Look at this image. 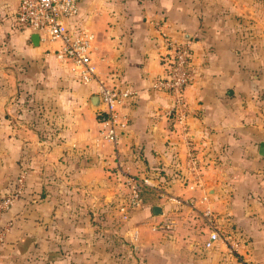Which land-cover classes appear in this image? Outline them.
I'll use <instances>...</instances> for the list:
<instances>
[{"label":"crops","instance_id":"0c3cea01","mask_svg":"<svg viewBox=\"0 0 264 264\" xmlns=\"http://www.w3.org/2000/svg\"><path fill=\"white\" fill-rule=\"evenodd\" d=\"M18 3L0 0V198L19 189L22 173L24 183L0 215V264H131V243L134 264H244L248 256L264 264V115L252 76L260 64L246 58L234 13L252 11L259 0H80L72 28L94 35L89 84L57 59V42L35 44V32L15 26ZM162 31L190 43L197 67L186 90L190 143L204 162L194 190L183 181L188 144L167 114L172 96L151 88L169 65ZM19 69L25 78L4 79ZM102 81L138 91L120 108L128 125L116 146L94 139L100 124L90 100ZM52 114L64 119L55 138L37 124ZM129 175L151 178L148 187L162 198L163 213L154 215L152 205L151 219L169 214L176 224L154 230L152 221L148 239V228L138 226L135 238L122 241L125 259L112 239L97 241L95 226L99 200L116 197L123 184L117 176ZM189 198L198 209L173 202ZM207 207L222 234L211 249L204 247L210 227L204 240L190 237ZM235 242L250 252L244 261Z\"/></svg>","mask_w":264,"mask_h":264},{"label":"built area","instance_id":"2783aa9c","mask_svg":"<svg viewBox=\"0 0 264 264\" xmlns=\"http://www.w3.org/2000/svg\"><path fill=\"white\" fill-rule=\"evenodd\" d=\"M80 12V0H19L15 16V26L24 32L38 33L42 41H54L58 43L55 50L57 59L69 67L83 84H89L96 77V64L94 60V35L86 30L75 31L72 22ZM167 56L168 70L166 74L156 78L151 88L157 91L167 92L172 96V104L167 114L174 115L178 130L185 136L188 144V161L183 181L191 190L202 186L204 162L201 157L192 151L190 134L188 133V102L186 90L194 82L197 75V67L194 64L193 52L187 40L172 37L162 31ZM138 91L130 84H106L100 82L99 95L100 107L96 110L100 127L94 137L96 145L110 142L117 145L120 132L128 125V117L120 112V108L135 98ZM189 134V135H188ZM131 185L130 199L127 208L136 209L143 204L142 190L144 186H154L151 178L125 177ZM24 183V174L18 179L19 189L9 195L0 198V215L13 203L15 196L21 190ZM204 197L199 202H203ZM176 204H184L198 209V202L194 198L179 200L173 199ZM210 232L204 242L205 249H211L222 240V234L218 227V221L214 212L207 207L204 211ZM175 225L173 220L167 218L154 224L153 229L160 227L166 231L172 230ZM1 238V234H0ZM234 248L238 243L232 244Z\"/></svg>","mask_w":264,"mask_h":264},{"label":"rangeland","instance_id":"374dc122","mask_svg":"<svg viewBox=\"0 0 264 264\" xmlns=\"http://www.w3.org/2000/svg\"><path fill=\"white\" fill-rule=\"evenodd\" d=\"M230 10V9H229ZM234 10V9H231ZM235 17L237 19L236 23V31H237V39L238 34L241 36L239 41L242 45V48L245 50L246 58H252V62L258 60L259 61V68L253 69V75L258 76V79L260 83L258 84V97L261 98L262 103H260L258 106H260V111L264 115V3L259 0V4L253 6L252 11L249 7L239 8V11L234 12ZM241 19V20H240ZM22 62V60H20ZM3 66H9L10 60L4 55L2 59ZM263 70H261L262 68ZM13 75V78H19L22 77L25 78L26 71L20 70L18 73L16 72H10L7 71L6 75H4L5 80L10 79V75ZM253 79V78H252ZM256 79V78H254ZM11 86L9 85V88ZM14 89V88H13ZM30 107V105H28ZM92 107V106H91ZM93 108V107H92ZM27 112L30 116V108H27ZM27 114V115H28ZM87 118L85 117V120ZM30 120V117H29ZM30 122V121H29ZM38 127L40 130H43L44 133H48V137L51 136L54 137L53 133L58 131L59 125H64V119H59L53 116V114L49 116L40 117L38 119ZM55 138V137H54ZM62 138V136H61ZM117 176V180L120 183L118 184L120 187V192L117 193L116 197H112L109 199L99 200L100 204L98 205V216H96V220L98 222V225L96 224V231H98L99 235L96 237L98 242H101L104 244V241H108L110 239L113 240L115 243V246L118 244L119 246H116V254L123 256L125 259L126 257L123 255L126 253L125 248L122 246V241L124 243L126 242V236L128 238H135V235H137V229L142 228L145 230V228H148L147 236L146 238H149L150 234V226L153 224H156L159 220H152V216H154L151 212V206L160 204L163 201L162 198L158 197L156 195V192L151 189H145L142 190V199L143 204L136 208V209H129L127 212L123 211V208L128 207L129 199H130V193H131V185L127 182L126 179L124 181L121 180V178ZM126 180V182H125ZM118 187V188H119ZM149 188V187H148ZM91 203L85 202L83 207H89ZM181 205V204H180ZM185 206L184 204H182ZM146 208L147 215H141L142 211ZM102 210V211H100ZM88 212H91V210H88ZM168 220H173V217L169 214H166V217ZM153 221V224L151 225ZM176 224V223H175ZM197 224L199 225V228L195 233L190 236L191 238L195 240H204L208 231V223L203 216L197 221ZM160 229V228H159ZM158 229V230H159ZM130 230V232L128 231ZM139 230V229H138ZM128 231L129 235L126 233ZM127 234V235H124ZM125 250L123 252L122 250ZM115 249V248H114ZM248 248L245 246L234 248V251L240 252L243 261L246 256V254H249L250 252H246ZM134 248L133 243L129 245V254L131 259V264H134V259L132 255L134 254ZM121 257V258H123ZM244 264H252V260L248 256L247 261H244Z\"/></svg>","mask_w":264,"mask_h":264},{"label":"water","instance_id":"95a60500","mask_svg":"<svg viewBox=\"0 0 264 264\" xmlns=\"http://www.w3.org/2000/svg\"><path fill=\"white\" fill-rule=\"evenodd\" d=\"M33 39H34V43L37 44L38 40H39V35L38 33H34L33 35ZM91 106L93 107V109L98 110V108L100 107V102H101V97L99 94H94L91 97ZM259 154L261 156H264V141H261L260 143V147H259ZM163 213V208L162 205L160 204H156L153 206V214L154 215H161Z\"/></svg>","mask_w":264,"mask_h":264},{"label":"trees","instance_id":"16d2710c","mask_svg":"<svg viewBox=\"0 0 264 264\" xmlns=\"http://www.w3.org/2000/svg\"><path fill=\"white\" fill-rule=\"evenodd\" d=\"M144 187H146L145 189H150V188H148V186H144Z\"/></svg>","mask_w":264,"mask_h":264}]
</instances>
